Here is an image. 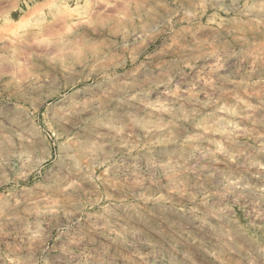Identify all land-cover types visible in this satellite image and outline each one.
<instances>
[{
  "label": "rangeland",
  "instance_id": "obj_1",
  "mask_svg": "<svg viewBox=\"0 0 264 264\" xmlns=\"http://www.w3.org/2000/svg\"><path fill=\"white\" fill-rule=\"evenodd\" d=\"M0 264H264V0H0Z\"/></svg>",
  "mask_w": 264,
  "mask_h": 264
},
{
  "label": "bare ground",
  "instance_id": "obj_2",
  "mask_svg": "<svg viewBox=\"0 0 264 264\" xmlns=\"http://www.w3.org/2000/svg\"><path fill=\"white\" fill-rule=\"evenodd\" d=\"M22 21V20H21ZM25 23V22H24ZM72 25V24H71ZM44 34V33H43ZM31 38H33L32 36H31ZM11 41H12V39H11ZM15 41V40H14ZM22 41L20 40V43H21ZM23 42H25V41H23ZM18 45V44H17ZM16 46V45H15ZM19 47V46H18ZM61 65H62V63H61ZM60 69V68H59ZM64 71H65V69H64ZM63 72V71H62ZM40 104L41 103H39V102H36V104L34 105L35 106V109L37 110L38 109V107L40 106Z\"/></svg>",
  "mask_w": 264,
  "mask_h": 264
}]
</instances>
